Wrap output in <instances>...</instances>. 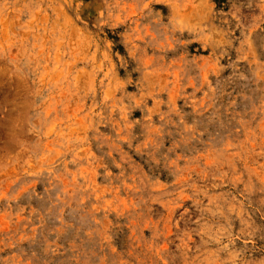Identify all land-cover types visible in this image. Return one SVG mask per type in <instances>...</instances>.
<instances>
[{"label": "rangeland", "instance_id": "obj_1", "mask_svg": "<svg viewBox=\"0 0 264 264\" xmlns=\"http://www.w3.org/2000/svg\"><path fill=\"white\" fill-rule=\"evenodd\" d=\"M0 264H264V0H0Z\"/></svg>", "mask_w": 264, "mask_h": 264}]
</instances>
